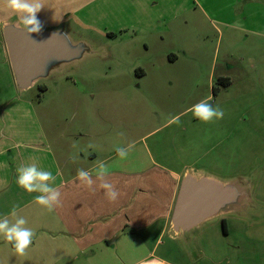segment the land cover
I'll return each instance as SVG.
<instances>
[{"label": "rangeland", "instance_id": "374dc122", "mask_svg": "<svg viewBox=\"0 0 264 264\" xmlns=\"http://www.w3.org/2000/svg\"><path fill=\"white\" fill-rule=\"evenodd\" d=\"M42 2L41 31L67 29L90 52L26 93L39 114L130 116L136 134L172 119L161 134H185L169 146L178 167L253 181V212L215 219L176 242L168 234L156 255L173 264H264V0ZM6 19L20 22L0 0V22ZM208 97L224 116L205 123L190 109ZM150 254L135 249L133 259Z\"/></svg>", "mask_w": 264, "mask_h": 264}, {"label": "crops", "instance_id": "0c3cea01", "mask_svg": "<svg viewBox=\"0 0 264 264\" xmlns=\"http://www.w3.org/2000/svg\"><path fill=\"white\" fill-rule=\"evenodd\" d=\"M8 22H0V222L7 218L11 225L23 217L24 227L35 235L20 256L14 242L0 234V264H173L156 252L168 234L177 241L169 229L185 173L205 172L176 165L178 156L169 146L181 145L185 134H161L172 119L136 134L130 116L39 114L28 91L16 85L3 35ZM129 145L127 158L121 159L116 148ZM102 163L109 170L104 181L119 192L115 201L100 187L96 171ZM31 164L56 177L47 182L60 192L52 211L35 200L47 193L38 188L29 193L16 183L17 168ZM80 169L91 173L90 188L78 178ZM141 248L151 254L133 259V251Z\"/></svg>", "mask_w": 264, "mask_h": 264}, {"label": "water", "instance_id": "95a60500", "mask_svg": "<svg viewBox=\"0 0 264 264\" xmlns=\"http://www.w3.org/2000/svg\"><path fill=\"white\" fill-rule=\"evenodd\" d=\"M16 22L3 25V35L15 82L27 92L40 80L59 74L65 65L90 52L81 41H73L67 29L40 31L29 37ZM250 178L222 180L188 170L181 182L170 221L172 237L185 239L205 224L228 215L245 216L256 208Z\"/></svg>", "mask_w": 264, "mask_h": 264}, {"label": "clouds", "instance_id": "9594fccd", "mask_svg": "<svg viewBox=\"0 0 264 264\" xmlns=\"http://www.w3.org/2000/svg\"><path fill=\"white\" fill-rule=\"evenodd\" d=\"M6 4L9 9L19 14V19L24 25L23 30L26 35L30 37L31 33H39L41 31L42 25L37 18V13L45 7L42 0H6ZM211 99L212 97H208L192 106L190 110L193 112L194 117L205 123L223 118V110L218 106L213 108L208 102ZM173 122L179 123V117H175ZM132 147L133 145H129L128 148L117 147L118 156L121 159H126ZM17 173L16 183L19 187L29 193L34 192L38 188L42 193L48 194L39 195L35 197V200L38 204L52 211L53 204L60 197V192L57 189L49 187L47 182L55 180L56 177L50 171H39L36 164L26 167L21 166L17 168ZM108 174V168L102 163L96 171L97 178L102 181L100 187L106 190L105 195L110 201H115L119 196V192L115 189L114 184L104 181L103 178ZM77 176L89 188L93 184L90 172L80 169L77 172ZM58 206L60 205L58 204ZM12 215H15V208ZM26 223L27 220L23 217L17 218L15 223H11V225L7 218L0 222V234H3L6 240L14 242L13 246L16 253L20 256L26 254V249L32 243L33 236L35 235L32 229L24 227Z\"/></svg>", "mask_w": 264, "mask_h": 264}, {"label": "trees", "instance_id": "16d2710c", "mask_svg": "<svg viewBox=\"0 0 264 264\" xmlns=\"http://www.w3.org/2000/svg\"><path fill=\"white\" fill-rule=\"evenodd\" d=\"M138 74H139L140 77H142V76L144 75L142 70H139V71H138ZM218 82H219L220 84H223L224 86H229V85L231 84V80H230L229 78H220V79L218 80ZM41 90L44 91L45 88H42ZM212 91H213L214 94H216L217 91H218V88H216V87L214 86V87L212 88Z\"/></svg>", "mask_w": 264, "mask_h": 264}, {"label": "flooded vegetation", "instance_id": "af4514ba", "mask_svg": "<svg viewBox=\"0 0 264 264\" xmlns=\"http://www.w3.org/2000/svg\"><path fill=\"white\" fill-rule=\"evenodd\" d=\"M222 78V77H221ZM220 79V78H219ZM222 224H223V226H224V232L225 233H227V221H226V219H222Z\"/></svg>", "mask_w": 264, "mask_h": 264}, {"label": "built area", "instance_id": "2783aa9c", "mask_svg": "<svg viewBox=\"0 0 264 264\" xmlns=\"http://www.w3.org/2000/svg\"><path fill=\"white\" fill-rule=\"evenodd\" d=\"M148 264H152L151 262L150 263H148ZM158 264H167V263H165V262H162V261H159V263Z\"/></svg>", "mask_w": 264, "mask_h": 264}]
</instances>
